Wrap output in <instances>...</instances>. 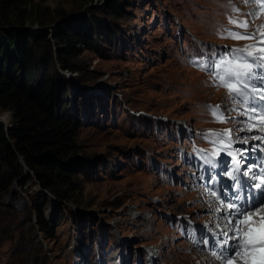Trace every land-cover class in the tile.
Masks as SVG:
<instances>
[{
	"label": "rangeland",
	"instance_id": "obj_1",
	"mask_svg": "<svg viewBox=\"0 0 264 264\" xmlns=\"http://www.w3.org/2000/svg\"><path fill=\"white\" fill-rule=\"evenodd\" d=\"M0 3L9 5L3 11L0 4V12L10 27L44 31L52 49L61 44L50 34L64 20L92 24L95 18L101 34L93 37L95 49L80 45L78 55L68 59L75 70H62L55 59L50 70L59 73V88L66 91L61 112L75 124L72 185L57 182L44 189L20 160L22 177L0 193V264H198L179 223L210 225L215 213L192 184L183 154L201 143L207 129L219 126L206 106H227L229 100L188 58L230 44L220 35L227 18H246L255 5L242 0ZM111 9L115 14H108ZM256 14L252 27L264 28V15ZM231 114L228 122L239 126ZM11 119L0 112L2 124L8 127Z\"/></svg>",
	"mask_w": 264,
	"mask_h": 264
},
{
	"label": "trees",
	"instance_id": "obj_2",
	"mask_svg": "<svg viewBox=\"0 0 264 264\" xmlns=\"http://www.w3.org/2000/svg\"><path fill=\"white\" fill-rule=\"evenodd\" d=\"M0 4L3 11L9 7ZM3 11L0 112H9L12 119L8 127L0 122V193L22 177L20 160L27 175L33 174L44 189L53 188L57 182L72 185L70 179L77 167L75 124L61 112L66 91L59 88V73L50 70L54 59L62 70H75L68 59L78 55L80 45L95 49L93 37L101 35L99 23L95 18L92 24L87 19L59 22L50 35L61 45L52 49L44 31L32 34L27 28L10 27ZM108 14L115 12L111 9ZM38 223L44 226L41 219Z\"/></svg>",
	"mask_w": 264,
	"mask_h": 264
},
{
	"label": "snow or ice",
	"instance_id": "obj_3",
	"mask_svg": "<svg viewBox=\"0 0 264 264\" xmlns=\"http://www.w3.org/2000/svg\"><path fill=\"white\" fill-rule=\"evenodd\" d=\"M260 3V0H243V3L250 5ZM233 4V0H229ZM233 11L239 13L240 9L233 5ZM258 9H250L244 13L247 17H254ZM229 22L238 27H247V20L241 23L235 18H229ZM221 38H247L256 39L255 32L239 33L232 29L224 28L220 33ZM260 46V53L257 54L251 49ZM195 63V61H193ZM201 70L205 71L210 77L217 81V86H223L228 94L230 102L238 104L243 112L241 116H246L244 121L248 128L252 127L251 121L260 118L264 121V73H253V67L264 68V33L256 45H248L243 48L230 49L224 55L213 53L206 61L197 64ZM209 111L216 115L220 112V106L208 105ZM235 110V109H232ZM222 115V113H221ZM260 130L264 132V123L260 125ZM231 130L225 133H213L211 135L230 136ZM249 139H259L264 142V136L237 137L236 141L227 140V145L234 142L247 143ZM225 144L224 139L220 140ZM257 145H252V151H255ZM236 152L244 150L236 149ZM212 155H216L213 153ZM231 155V152L229 153ZM252 159L241 155L237 160L233 156V169L228 173L229 177L238 186L239 192H247L246 198L238 194L231 188L232 196L227 197V192L209 190L210 195L223 203H216L215 200L211 207L214 213H220V220L223 221V228L220 232L214 233L215 236L223 239H215L206 236L203 243L208 245L212 255L221 262V264H254L255 253L264 250V158L260 159V171H255L250 167L241 168V161ZM205 162L211 168L217 167V162L205 157ZM215 180V176L209 177V183ZM250 189L258 190V194L251 192ZM217 227H220L218 224ZM264 264V259L261 260Z\"/></svg>",
	"mask_w": 264,
	"mask_h": 264
},
{
	"label": "bare ground",
	"instance_id": "obj_4",
	"mask_svg": "<svg viewBox=\"0 0 264 264\" xmlns=\"http://www.w3.org/2000/svg\"><path fill=\"white\" fill-rule=\"evenodd\" d=\"M213 261H214V264H220L218 260H216V258H213V257H210Z\"/></svg>",
	"mask_w": 264,
	"mask_h": 264
}]
</instances>
